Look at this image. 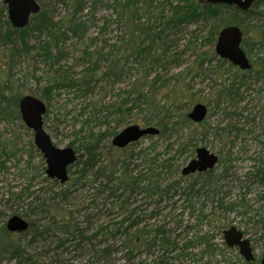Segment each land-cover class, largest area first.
Listing matches in <instances>:
<instances>
[{
	"label": "rangeland",
	"instance_id": "374dc122",
	"mask_svg": "<svg viewBox=\"0 0 264 264\" xmlns=\"http://www.w3.org/2000/svg\"><path fill=\"white\" fill-rule=\"evenodd\" d=\"M43 1L49 17L57 21H65L67 24L74 11L70 7V2L73 0ZM85 1L89 4L94 0ZM124 1L106 0L105 4L108 7L100 8L95 18H89L83 12L76 14L77 19L80 18V21L86 22L83 29L60 38L59 49L54 52L56 60L53 64L41 59L36 60L34 63L35 77L30 73L25 54L18 49L16 57L9 66V74H7L9 85L13 87L11 91L26 95H41V90L49 81L48 76L54 77L55 72H59L61 78L67 76V80L70 81L68 74H78L76 77L80 78L82 76L80 72L91 69L88 70L89 75L99 78L97 82L92 81L90 90L84 89L85 86H83L84 95L82 91L72 88L51 93L54 97L48 104L50 112L46 130L52 137L53 143L62 149L73 143L77 147L81 143L85 145L91 137H98L104 132L119 133L129 126L158 127L159 121L163 118V108L168 105L170 106L168 115L173 123L178 120L180 113H189L195 104H205L209 108V113L205 121L196 125L193 131V128L189 127L183 132L171 131L165 133L163 137L145 138L133 150L129 149V153L123 150L118 152L119 165L121 166L126 160L127 167L133 176L146 175L148 178L161 181V186L166 187L167 184L180 179L178 168H183L196 157L197 148L204 147L218 155L223 162L226 159L225 163H220L215 167V174L222 172L224 164L227 167L228 159L231 157L233 160L231 174L245 182L244 175L254 163L253 159L262 160L264 163V79L255 80L256 72L262 71V67L258 65L254 72L249 73L236 71L229 62H222L215 54L216 43H213L211 38L213 27L216 24L213 19L207 25L185 26L186 28L183 27V30L174 34L169 43L171 51L168 50L166 54H169L168 58L155 63L156 65L140 57V60L136 61L131 54L132 51L127 49V41H125L127 26L125 22H122L125 20L123 15L127 16L132 11L125 9V12H120L116 7L118 2L124 4ZM167 1L155 0L152 3L153 6L147 8L148 12L147 10L146 13L143 12L145 10L140 11L141 24L139 26L147 30L153 27L160 17L170 15L172 12L166 4ZM169 1L177 5L180 0ZM256 11L263 12L264 5ZM4 20L0 15V26L2 27L0 29L3 32L5 31ZM248 27L249 33L245 39L250 44L249 55L252 59H264V15L259 14L253 17L248 21ZM43 39H45L44 36L41 38L29 36L30 48ZM251 41L257 43L252 47ZM149 43V40L145 39L138 45L143 48ZM1 46L5 45L1 44ZM115 46L120 50H114ZM29 51L31 55L36 52L34 49ZM91 52L97 53L95 59L98 61L95 66L98 71L91 65L93 61L88 55ZM110 52L109 56L106 55ZM2 59H0V84L5 77L1 71L7 67ZM113 62H116L114 66L118 70L107 76L104 75L106 68ZM49 65L52 67L49 68ZM146 75L149 76L146 80L148 81L146 90H149L151 81L154 82L159 77L156 82V88H158L156 98L154 97L155 92L152 96L149 94L150 107L141 105L142 102L137 98L142 80H145ZM259 77L263 78L262 75ZM83 79L84 77L80 80ZM164 83H168L167 86L171 88L166 93V90L161 88ZM231 85H235L234 88L239 92L229 98L227 92ZM219 91L221 92L220 98H216ZM176 97L181 101L180 110L175 106L176 101L173 102ZM116 110L121 114L116 113ZM112 138L108 135L103 136L101 146L111 148ZM187 139L189 142L185 147ZM33 140L34 135L21 119L10 118L0 121V210L8 216L14 213V215L25 218V212L30 207L28 200L31 201L32 198H21L20 200L14 198L15 195H20L25 188L30 189L36 196L37 190L50 187L46 182L49 179L45 174L44 157L36 147L31 151ZM109 153H111L110 149ZM171 159V167L161 166L162 162ZM185 180H192V178ZM72 181L70 179L69 182L72 183ZM228 182L232 185L233 180H228ZM87 184L88 180H81L76 185L66 187H69L71 192L79 190L80 187L81 190H89L88 186L91 184L88 186ZM255 187L259 188L257 191L259 194L252 198L253 208L249 209L251 211L249 215H241L237 212L228 214L231 221L228 227L234 225L246 232L258 260L264 252V236H262L264 231L261 234H255L251 218L256 215L257 210L260 214L264 212V208L261 210L264 206V197L259 198V195H264V187L256 184L252 189ZM238 191V188H234L231 194H237ZM91 193L92 191H83L80 198L89 203L88 197ZM180 212L182 211L177 213ZM74 218L80 220L75 214ZM25 219L28 221L27 218ZM182 219L187 222V215L184 214ZM100 223L102 220L94 222L96 224L94 229ZM2 225L3 221L0 220V226ZM228 227L213 224L211 228L205 226L191 231L184 238L185 243L189 242L186 244L189 245V252L192 256L187 264H246L237 248L231 249L225 244L223 231ZM181 231L180 229L178 234ZM207 234L211 236L210 245L201 243L199 239L200 236ZM19 235L18 233L15 235L16 241H19ZM36 248L39 253L42 249L41 244L38 243ZM207 248L210 250H206ZM205 250L206 253L202 255ZM74 255L75 252L71 247V253L66 255V258L70 260L69 263L81 264L80 258L73 261ZM45 262L53 264L55 261L51 263V259L47 258ZM117 264H123V262L117 261Z\"/></svg>",
	"mask_w": 264,
	"mask_h": 264
},
{
	"label": "bare ground",
	"instance_id": "6f19581e",
	"mask_svg": "<svg viewBox=\"0 0 264 264\" xmlns=\"http://www.w3.org/2000/svg\"><path fill=\"white\" fill-rule=\"evenodd\" d=\"M6 1L7 0H0V15H1L2 19L3 18L5 19L4 22L8 21V25L7 26L4 25L6 32H7V30L10 31V30L14 29V30H20L21 31V30L28 28L29 25L31 24L32 18L34 16H37L38 14H40L42 11L46 10V8L43 5V3H44L43 0H33L34 3H36V5H38L40 7L39 12L36 14H33L32 17H30L29 23L25 28L18 29V28H15L13 26V24L10 20L9 8H8L9 5ZM105 1L106 0H94L93 2H90L89 4L86 3L85 0H73L72 2H70V7H72L74 10L71 18H69L73 22L72 27H70L69 29H66L65 21H62V20L57 21L53 18L56 27H58L59 29L62 30L60 37L65 36L68 33H76L77 30H80L86 24V22L80 21L81 20L80 18L77 19L75 17L76 14L83 12V13H85V15L87 17L95 18V15L100 8L108 7L107 4H105ZM153 1L155 2V0H153ZM262 1L263 0H253L252 7L254 6V4L256 2H262ZM166 4L168 5L169 9H171L173 6H175L173 4V2H171L169 0L166 2ZM207 4H209V3H207ZM209 5H212V4H209ZM219 5L239 9L238 6H236V5H228V4H219ZM263 5L264 4L260 5V7ZM116 7L117 8L120 7L119 2L116 5ZM2 8H5L6 12H4L2 10ZM1 10H2V12H1ZM118 10L120 12H123V11H121V9H118ZM143 10H145V11H143ZM146 10H147V12L149 11V9L144 8L142 10L134 12V15H131L133 13L130 12L128 14L130 16L127 19H125L124 21H122V22H125V25L127 26V31H126V37L127 38L125 41H127V49L132 51L131 54L136 58V61L143 58L145 60H148L153 65H156L155 63H157L163 59L168 58L169 54L168 55H166V54H167V51L171 49V48H169V46H170L169 43L171 41V38L174 36V34L176 35L178 31L183 30L184 24L179 25L178 27L180 29H176L173 33H171L170 35L165 37L164 40H162L160 38H156L155 34H156L157 28L161 26L160 25L161 23H164L169 18H171V14L168 16L160 17L159 20L157 22H155L153 27H150V28H147V30H144L143 28H141L139 26L141 24L139 12L143 11L146 13ZM239 10L243 11L241 9H239ZM243 12H245V11H243ZM259 13H260V15H262L261 14L262 12H259ZM73 14H74V16H73ZM194 20H195V22H188L187 21L186 27L198 26L200 24L207 25L208 22H210L211 18H202V19H194ZM130 25H133L134 28H136V30H137L134 35L133 34L131 35V33L128 30V27ZM232 27H236V26H232ZM0 28H2V27L0 26ZM222 31L223 30H221L217 36V39L215 42L216 44H217L219 35ZM241 32H242V30H241ZM212 35H213V31H212L211 37H212ZM242 36H243V38H242L241 47L246 54V59H247L248 65L250 67L243 69V68L233 64L232 62L218 56V54L216 52V44H215V54L220 58V60H223V62H225V61L229 62L233 66V69H235L236 71L240 70V71L249 72V73L251 71L254 72V70H256V67L258 65H260L264 70V59L263 58L252 59V57H250L249 53L246 52L244 50L245 48L243 47V40H244L243 32H242ZM3 39H4V36L2 37V34H0V59L3 58L2 62L7 64V67L4 68L5 71H8V74H9V70H10L9 66H10L12 60H14V58L16 57V51L18 49H20L25 54V58L27 59L29 67H30V73L32 75H34V77L36 75V71L34 70L35 61L41 59L44 62L47 61L49 64H53V61L55 62V60H56V55L54 54V52L59 49V43H60L57 39H55L51 35H49V37L45 38V41L47 43H49L50 55L47 56L46 54L43 53L42 50H40L41 47L44 46V42H45L44 39L42 40V43L37 42V44H35V46H33V47H35L34 50L36 52H35V54L31 55V52H29V50H31L32 48H30L28 50L29 54L26 51V49L30 46V44H28V43L26 44L25 42H23L19 36L15 37L14 39H11V44L7 43V42H3L2 41ZM145 39H148L149 42H151L153 44L152 45L153 47L151 49L150 48L144 49L145 47L142 48L141 46L138 45V48L134 51V49H133L134 45H135L134 42L141 43V42L145 41ZM24 43L26 44V46ZM251 43H252V47L256 44L255 41H251ZM1 44H4L5 46L3 47V46H1ZM114 48H115L114 50H117V51L120 50L116 46ZM161 48H164V49L167 48L164 51V54H162L163 49H161ZM155 52L159 53L161 55H157V58H154L156 55ZM10 54H11V56H10ZM96 54L97 53H95V52H91L88 55L90 56V58H92V61H93L91 65L94 66V68H96V70L98 71L97 67L95 66L97 61H98L95 59V56H97ZM110 54H111V52L109 54L107 53L106 55L109 56ZM139 57H140V59H139ZM7 58H9V61L7 60ZM94 61H96V62H94ZM115 64H116V62L111 63L110 66L108 68H106V73H104V75L107 76L108 74H111L113 71L118 70V68L116 69V67L114 66ZM51 67H52V65H49V68H51ZM4 69L1 71L4 73V74L2 73V75H4L5 77H4V80H2V84H0V94L3 95L5 93V95L7 94L9 98H13V97H20V98L17 101V106L13 105V104L8 105L6 103L1 102L2 106H4L6 108L5 113H7V114L2 115L0 118V121L1 120L6 121L10 118H17L19 120L20 119L22 120V118L17 116V109H19L20 101L24 97V95L20 94V93H13L11 91V88H13V87H12V85H9L10 81L8 82L7 74L5 73ZM88 70H91V69H87L85 72H80L79 74L82 75L80 78L76 77L78 74H68L70 81L67 80V76H64L63 78H61L59 75V72H55L56 75L54 77L48 76L49 81L47 82L46 87L43 90H41V95L36 96V98H38L40 101H42L46 105V112L42 118V122H43V129L47 134H48V132L46 130V125H47V120H48V116H49V112H50V107L48 104H49V102H51L52 98L54 97L53 94H51V93H53L56 90L60 91L62 89L72 88L75 90H79L80 92L82 91V93L84 95V90H82L83 86H85L84 89L90 90V86H91L92 81L97 82L99 79V78H93V76L91 77L89 75L90 71H88ZM59 71H61V70H59ZM83 77H84V79L80 80ZM262 77L263 78L256 77L255 80L259 81L261 79H264V75H262ZM158 78L159 77H157V79H155L154 82L151 81L149 90H146V87H147L146 83L148 82L146 80L149 79V76L146 75L145 80H142L143 83L141 84L140 91L137 94L138 100L142 102L141 105L143 104V105L149 106L150 105L149 104V99H150L149 97L152 96L154 94V92H155L154 97L156 96V93L158 91V88H156V86H157L156 82H157ZM167 85H168V83H164V84H162V87H161V88H164L166 90L165 93L171 89ZM44 92H46V93H44ZM238 92H239L238 89H235V88L230 86L229 90L227 92V95L229 98H232V96L237 95ZM47 93H49V94H47ZM50 94H51V96H50ZM149 94H150V96H149ZM216 95H217L216 98L217 97L220 98L221 92L219 91ZM177 96H179V94ZM182 97H184V95H182ZM175 101H176V103H175ZM173 102L175 103V106H177V109L180 110L181 101L179 100V98L176 97ZM197 104H202V103H197ZM197 104H195L193 106V108L189 112L190 114H192V112H193V110ZM202 105H205V104H202ZM205 106H206L207 111H206V114H205L203 119H201L199 121L195 120L194 118H193V120L191 119L190 123L185 125L178 132H183L185 130V128H189V127L193 128L192 129V131H193L196 128V125L202 124L205 121L207 114L209 113L208 106L207 105H205ZM169 108H170L169 105L167 107L163 108V118L159 121V124L157 125L158 127H153V128H156L158 130V132H159L158 135H148V136L141 138L137 141H134V142L130 143L129 145H127L126 147L120 148V149L125 151V153H129L128 150L129 149L133 150L138 145V143L140 141H142L143 139L148 138V137H155V136H162L163 137L166 135L165 133L171 132V131H169V128H171L173 124L175 125L176 121L175 122L173 121V123L171 122L170 116L168 115L169 114ZM116 113L121 114V113H119L118 110H116ZM183 114L184 113H182V114L180 113L178 115L177 119H179ZM170 123H172V124H170ZM163 126H167L168 131H165L163 129ZM149 127H151V126H149ZM149 127H146V128H149ZM27 129L29 131H31V133L34 135V140L32 141V144H31V151H32L36 147L35 133H34L33 129H31L29 127H27ZM125 129H123V130H125ZM115 133L116 132H104L103 134H100L101 136L99 135L98 137H91L90 140L85 145L83 143H81L80 146L77 147L73 143V144H70L69 146L63 148V149H71L72 152L74 153L75 157H76V161L68 169V174H69L68 182L71 179V180H73L72 183L67 182L64 185L60 184L59 187H57L55 189L58 192H60V191L65 192V196H61L62 199L65 201L64 202L65 206H62V207L73 213V216L70 219L79 225L80 231L82 233L84 232L85 235L91 236L92 234H103L105 236H108L106 238V240H103V237H102V241H101V239H98L96 243H95V240H96L95 239V240H93V243L90 245H86V241L81 240V238H84L83 236L75 239L76 241L69 240L76 245L75 247L72 244L66 245V247L70 248L69 249L70 253H71V247L73 248V250L75 252L74 257L72 258L74 262L76 260H78L79 258L81 259V257L83 255H86L87 257H83L86 259H83V260L81 259V264H93V263L94 264H96V263L112 264V259H114V261H113L114 264H117V259H118V262L122 261L123 264H152V261L156 257H159V256L163 257L164 256L163 252L165 251V249L164 250L161 249L160 243H154V241L152 240L150 243V245H151L150 246V245H148V242H144L143 244H141V251L139 252L137 250V248L140 245L137 244L135 241L130 240V238L127 239L126 236L130 237L131 235H129V234L136 232L135 231L136 229H139L142 232L147 234L149 232H156V230H158L159 227H162V229L164 228L165 230H170V229H174V228L176 229V231L174 233L168 234L171 241L175 243V250H173L169 254L170 259L168 261L171 262V261H174V260H172L173 258H177L176 263L171 262V264H187L188 259L189 258L192 259V256H191V252H189V247H188L189 245L186 244L189 242L185 243L184 238L187 237V235H189V233L191 231H193L195 229L199 230L205 226H208L209 228H211V227H213V224H218L219 226L227 225V227H228L229 224H231L230 223L231 221L229 220L228 214H233V213L237 212L241 215H249V213L251 212L249 209L252 210V208H253V206L251 205L252 198L256 197L259 194V193H257L259 188L255 187L254 189H252V187L255 186L256 184L259 187H264V184L260 183L261 179L257 177L255 179V185H252V187L249 188L250 184H253L254 182L251 183V181L248 180L249 177L247 178V175H248L247 173H249L250 171L254 172V169L256 171H259V172L264 171V163L262 162V160H258L256 158L253 159L254 163L248 169V172L244 175V178H246V180L244 182V180H239V178H237L231 174V171L233 169V168H231L232 167V161H233L231 157H229V159H228L227 167L224 164V168L222 169V172L215 174L214 173L215 167L220 163L221 164L225 163L226 159L223 162V159L221 160V158L218 155L213 153L214 155H216L218 157L217 165L213 169H208L205 171H196L193 174L184 175L183 172H184L185 168L196 157L193 158L183 168H178V172L180 174V179L176 180L174 182V184L176 183L178 185L179 189L176 190V192L171 193L168 197L162 198L161 202L158 205H156L155 203H157V201L160 200L159 197L155 198V197H153L154 195H150L152 193L148 192L147 189L139 188V190H137L134 193V195L131 197V199L128 200L125 208H123L122 210H114V209L110 208V205L108 206V201L103 200L104 198L101 196H98V195L95 196V200H96L95 205L92 203L93 205L89 206L90 202L87 203L86 201H84L83 199L80 198L81 193H83V191H85V192H87V191L91 192L92 191V193L89 194V197L92 196L93 194H96L97 193L96 190L101 183L105 182L104 184H106V183H110V185L113 184L111 181V180H113L112 177H110V179L107 178L106 176L99 178V180H101V181L99 182L98 186L95 183H93L92 180H88L87 186L89 184H91L88 186L89 190H81L80 189L81 187H80L79 190L76 189L75 191L71 192V191L66 189V188L69 189V187H66V186L76 185L77 182H79L76 180L82 176V173L83 174H94V173H101V171H103V167L105 164V158L108 156L110 148L103 147V146H101L100 143H101L103 136H106V135L111 136V137H113L111 145L114 148L115 146L112 144L113 140L119 134V133H116V135H115ZM48 135L50 136V134H48ZM50 138L52 139L51 136H50ZM54 145H55V147L58 148V146H56V144H54ZM199 148H204V147H199ZM199 148H197V149H199ZM60 149H62V148H60ZM197 149H196V151H197ZM196 151H195V153H196ZM259 156H261V155H259ZM89 157H93V160H96L95 164L93 165L94 166L92 169L93 172L84 171V168L82 167V165H78V167L75 166L73 168V171L75 172V174H72V177H70V174H71L70 169L74 165H76V163L79 161V159H82L83 160L82 162L84 163V161H87V159ZM148 161L150 162L151 160H148ZM165 161L161 163V166L164 168H165V164H166ZM170 161H172V159ZM41 162L43 164L42 160H41ZM125 164L126 163H124V161H123L122 166H124ZM45 165H46V162H45ZM44 168L47 169V165ZM76 168L79 170H75ZM208 172H212L211 175L207 176ZM45 174H46V170H45ZM121 174L122 173L120 171H117L116 176L119 177V176H121ZM75 175H77V176H75ZM205 176H207V177H205ZM46 177L50 180V178L47 176V174H46ZM186 178H192V180H185ZM208 179H209V182L208 181L206 182V180H208ZM81 180H83V179H81ZM143 180H153V179L148 178L145 175V179H143ZM228 180H233L232 185H230V182H228ZM247 181H248V183H247ZM46 182H47V180H46ZM47 183H49V182H47ZM169 184H171V183H169ZM169 184H167V185H169ZM48 186H50V184ZM83 186H84V184H83ZM209 186H211V188H209ZM51 188L54 189L55 187L50 186L49 188H46V189L41 188V189L42 190L43 189L44 190L49 189V191H50ZM180 188H183V189L180 190ZM230 188H231V190H230ZM234 188H238L239 191L237 194H231L233 192ZM39 190H37L36 193L39 192ZM208 190H210L209 196L211 197L209 199H207L205 197ZM214 192H216L218 195L215 196ZM262 197H264V195L263 196L259 195V198H262ZM86 199H87V196L85 197V200ZM214 199L216 201H214ZM106 203H107V205H106ZM263 208H264V206L261 208V210ZM115 209H117V208H115ZM179 211H182V212L177 213ZM0 213H3V212L0 210ZM261 213H263V214H260L259 210H257L256 215H253V218H251V220H253V223H254L255 234H259V233L261 234V232L264 231V212H261ZM74 214L77 217L79 216L80 220H77L76 218H74ZM184 214L187 215V218H188L187 222L182 219V216ZM241 215H238V216H241ZM10 217H12V215L6 217L5 221L6 220L8 221L10 219ZM41 217H42L43 222H45V223L47 222L51 225H53V223H57V220H58V219L51 218L50 214L47 212H43ZM2 218L3 217L1 216L0 220ZM126 218H127V221H125V223H124V220ZM101 220H102V223H100L96 227V229H94V227L96 226V224H94V222H98ZM7 221L5 224L7 232H9L12 235L17 234L16 232L10 231L7 228ZM125 226H130V228L128 229L129 230L128 233L123 232V228ZM232 227H235L236 229L241 231L245 236L247 235L246 232H244V231L240 230L238 227L232 225V226L228 227V229L223 231V236H224V233L226 231L230 230ZM119 228H121L122 231ZM180 229L182 231L180 234H178ZM88 231L92 232V234ZM117 232H119L125 236L119 237V238L115 239L114 241H110L109 236H111L112 234H115ZM57 236L58 235H55V237H53V238L55 239ZM262 236H264V235H262ZM210 237L211 236H209L207 234V235L200 236L199 239H200L201 243L204 242L205 244L210 245ZM145 238L150 239L151 235L145 236ZM224 240H225V237H224ZM112 242L117 243V245L119 246L118 248H120L121 246H123L125 244V249H122L120 251V255H121L120 257L118 256L119 253H117L114 249L111 248ZM125 242H128L129 246H127ZM225 244H226V242H225ZM226 246H227V244H226ZM231 249H233V248H231ZM206 250H210V248L209 249L207 248ZM206 250L204 252H202V255H204V253H206ZM238 251H239V249H238ZM133 252H135V255L133 254ZM239 253H240V251H239ZM106 255H107V258L105 257ZM40 256H46V255H40ZM34 257L37 258V256H34ZM45 259L46 258H42L41 260H37L36 261L37 263L32 262L31 264H48L45 262ZM63 259H65V258H61L58 256L57 259L56 258L51 259V263H53L55 261L53 264H70L69 263L70 260H68V262H65ZM164 259L167 260V258L165 256H164ZM261 261H262V257H261L260 261H258L256 259V256H255V260L253 262H247L245 260L246 264H261ZM72 264H75V263H72Z\"/></svg>",
	"mask_w": 264,
	"mask_h": 264
},
{
	"label": "trees",
	"instance_id": "16d2710c",
	"mask_svg": "<svg viewBox=\"0 0 264 264\" xmlns=\"http://www.w3.org/2000/svg\"><path fill=\"white\" fill-rule=\"evenodd\" d=\"M153 0H125L124 4L123 2H120V7L118 9H121V11L130 10L132 11L131 15H134V12L142 10L144 8H148L150 6H153ZM264 4V0L262 2H256L254 6L247 12L240 11L239 9L228 7V6H221V5H209L205 0H180L178 5L173 6L171 10V18H169L164 23H161L160 27L157 28L155 37L160 38L164 40L165 37L173 33L176 29H180L178 26L181 24H184L183 27L187 25L188 22H195L194 19H202V18H211L213 19L214 23H216L213 27V35L212 40L213 43L216 42L217 36L221 30H224L226 28L236 26L240 28L244 35L243 40V47L244 50L248 53L249 51V42L245 37L249 33V27H248V21L253 19V17L259 15L260 13L256 10L260 7V5ZM4 12H6L5 8H2ZM1 10V12H2ZM125 12V11H124ZM264 15V12L261 13ZM74 16V14H73ZM130 15H123L124 19H127ZM133 21V20H132ZM6 26L8 25V21L4 22ZM73 26V22L68 19L66 24V29H69ZM75 28V27H74ZM129 32L131 35L136 33V28H134L133 25H130L128 27ZM61 29L56 27L54 20L52 17H49L48 13L46 11H42L37 16H34L32 18L31 24L28 28L24 30H7L2 31L0 29V34H2V37L4 36L3 42H7L11 44V39H14L15 37H20L23 42L26 44H29V36H35V37H49L51 35L53 38L60 41V34ZM45 41V39H44ZM135 41V40H134ZM257 41V40H256ZM39 43H42V40L38 41ZM24 43V44H25ZM257 43V42H256ZM25 44V46H26ZM134 51L138 48V44L134 42ZM153 44L150 42L148 46H146L144 49L152 48ZM252 45V43H251ZM27 48V47H26ZM33 47L32 49H34ZM30 49V46L26 49ZM50 46L49 43L46 41L44 42V46L41 47L40 50L43 51L44 54L47 56L50 55ZM162 54H164V51L167 49L161 48ZM157 50V49H156ZM30 52V51H29ZM28 52V54H29ZM49 52V53H48ZM156 53V52H155ZM27 54V55H28ZM157 55H161L159 53H156L154 58H157ZM11 56V54H10ZM9 61V58H7ZM223 62V60H221ZM5 71V69H4ZM6 74H8V71H5ZM260 75H264V70L262 68V71L259 70L256 72V77H259ZM235 85H231V87L234 88ZM35 93V92H34ZM46 93V92H44ZM24 96L26 94H23ZM22 95V96H23ZM33 95V94H32ZM20 97H13L9 98L8 95L5 93L3 95L0 94V118L2 115L7 114L5 113L6 108L2 106L1 102L6 104H13L17 106V101ZM186 114V115H185ZM182 115L176 122L175 125L173 124L171 128H169V131H176L178 132L181 130L185 125L190 123L191 119L193 120L192 116H190V113H185ZM17 116L20 117L19 109H17ZM21 118V117H20ZM168 126V125H167ZM163 126V129L165 131H168V127ZM116 135V133H115ZM187 143L184 144L186 147L188 145V139L186 140ZM127 150V149H126ZM111 153L108 154V156L105 158V164L103 167V171L101 173H94V174H83L79 177L76 181L83 180H92L93 183H95L97 186L99 185V178H102L103 176H106L110 179L112 177V185L110 183H101L97 188V193L90 196L89 199V206L95 205V196H101L104 199L108 201V206L110 205V208L114 210H122L125 208L126 203L128 200L131 199V197L134 195V193L139 190V188L147 189L148 192L152 193L150 195H154L155 198H160L156 205H158L161 202V199L164 197H168L171 193L176 192V190L179 189L178 185L175 183L169 184L166 187L161 186V181L159 180H143L145 179V176L137 175L133 176L129 168L127 167V164L124 166L119 165V156L117 155L119 151H122L121 149H116L115 147L110 148ZM125 152V151H124ZM93 153V152H92ZM94 155V154H93ZM82 159H79V161L70 169L71 174H75L73 171V168L75 166L78 167V165H82L84 168V171L93 172V165L95 164L96 160H93V157H89L87 161L82 162ZM165 167H171L170 160L165 161ZM124 163H127L126 160H124ZM117 171H120L122 174L121 176H116ZM212 172H208L207 176L211 175ZM248 180L251 181L249 188L252 187V185H255V179L258 177L260 178V183L264 184V171H256L254 169L253 171H250L247 173ZM205 176V177H207ZM204 177V178H205ZM209 182V179L206 180V182ZM49 182L51 187H55L54 189H47L42 190L40 189L38 194L34 196V194L31 192L30 189H24V191L20 195H15L14 198L16 200H20L21 198L24 199H31L28 200L29 210L25 212L24 217L28 219L29 221V229L24 233H19V241H16L14 239L15 235L10 234L6 230V221L5 218L8 217L7 213H0V217L3 218L1 221H3V225L0 226V264H31L37 263V260H41L42 258H49L54 259L59 256L63 259L65 262H68V259L66 258L67 254H70V248L66 247L68 244H72L71 241H76L75 239L80 238L83 236L84 238H81V240L86 241V245H90L93 243V240H95V243L98 239L106 240L108 236H105L103 234H92L91 236L85 235V233L80 231V227L78 224L73 222L70 218L73 216V213L71 211H68L64 209L62 206H65L64 200L61 196H65V192H58L55 189L59 187L61 184L57 180H47ZM108 182V181H107ZM248 183V181H247ZM258 183V182H257ZM148 187V188H147ZM162 187V188H161ZM211 188V186H209ZM69 190L68 188H66ZM183 188H180V190ZM146 191V190H145ZM36 193V192H35ZM58 193V194H57ZM210 190H208L205 197L207 199L211 198L210 196ZM214 195L217 196L218 194L214 192ZM13 198V199H14ZM91 200V201H90ZM214 201H216L214 199ZM93 203V204H92ZM107 205V203H106ZM117 208V209H115ZM47 212L50 214V217L53 219H58L57 223H53V225L49 223H45L42 220V213ZM2 214V215H1ZM14 213L12 214V216ZM127 221V218L124 220ZM60 223V224H59ZM54 227V228H53ZM130 226H125L123 228V232L128 233V229ZM121 230V228H119ZM80 231V232H79ZM122 231V230H121ZM136 232H133L130 237H127V239L130 238V240L135 241L138 246L137 250L141 251V244L144 242H148V245H150L151 241L153 240L154 243H160L161 249H165L163 252V255L167 258V260L164 259V256L156 257L152 264H171V262L176 263L177 258H171L174 261L169 262V254L175 250V243L171 241L168 234H172L176 231V229H170L165 230L162 227H159L156 232H149L144 233L139 229L135 230ZM89 232V231H88ZM103 233V232H102ZM83 234V235H82ZM141 234V235H140ZM153 234V235H152ZM55 235H58L55 239ZM151 235V238H145V236ZM30 238H27L29 237ZM125 236L119 232L112 234L110 237V241H114L115 239ZM105 238V239H104ZM149 239V240H148ZM117 242V241H116ZM38 243L41 244V251L38 253L37 251V245ZM112 242V249H114L117 253L120 254V251L122 249H125V244L118 248L119 246L117 243ZM127 246H129L128 242H125ZM73 245V244H72ZM76 245L74 244V247ZM151 246V245H150ZM87 247V246H86ZM33 250V252H32ZM46 253V254H45ZM50 253V254H48ZM52 254V255H51ZM85 254V253H84ZM131 254V253H130ZM135 255V252H133ZM40 255H46V256H40ZM34 256H37L34 257ZM42 257V258H41ZM74 257V256H73ZM83 257H87L86 255H83L81 259H86ZM107 258V255L105 256ZM45 259V260H46ZM43 261V260H42ZM114 259H112V264H114ZM118 261V259H117ZM94 264V263H93ZM99 264V263H96Z\"/></svg>",
	"mask_w": 264,
	"mask_h": 264
},
{
	"label": "water",
	"instance_id": "95a60500",
	"mask_svg": "<svg viewBox=\"0 0 264 264\" xmlns=\"http://www.w3.org/2000/svg\"><path fill=\"white\" fill-rule=\"evenodd\" d=\"M212 5L228 4L236 5L239 9L247 12L252 8L253 0H205ZM9 17L15 28L23 29L33 14L39 12L40 7L33 0H7ZM242 32L238 27L224 29L218 38L216 52L218 56L232 62L233 64L247 68L246 54L241 47ZM21 118L27 127L33 129L35 133V144L41 151L45 159L47 169L46 174L50 179H56L61 184H66L69 180L68 169L75 161L76 157L71 149H60L55 147L50 136L43 129L42 118L46 112V105L36 96L26 95L19 104ZM206 106L197 104L191 116L195 120H201L206 114ZM156 128H141L138 125L130 126L121 131L113 140L116 148H124L130 143L144 138L148 135H158ZM218 162V157L207 148H199L196 151V158L185 168L183 174L189 175L196 171L213 169ZM7 228L16 233H24L29 229V222L24 218L14 215L7 221ZM225 242L229 248H238L241 256L247 262L255 260V254L251 241L238 229L232 227L224 233ZM261 264H264V252Z\"/></svg>",
	"mask_w": 264,
	"mask_h": 264
},
{
	"label": "flooded vegetation",
	"instance_id": "af4514ba",
	"mask_svg": "<svg viewBox=\"0 0 264 264\" xmlns=\"http://www.w3.org/2000/svg\"><path fill=\"white\" fill-rule=\"evenodd\" d=\"M28 95H31V94H28ZM26 96V95H25ZM33 96H35V95H33ZM19 113H20V110H19ZM20 117H21V114H20ZM116 148V147H115ZM117 149V148H116ZM40 151V150H39ZM41 152V151H40ZM42 154V153H41ZM42 156H43V154H42ZM44 161H45V159H44ZM249 239V238H248ZM250 240V239H249ZM251 241V240H250ZM252 243V242H251ZM252 248H253V246H252ZM254 251V250H253ZM258 261H260V259H258Z\"/></svg>",
	"mask_w": 264,
	"mask_h": 264
}]
</instances>
